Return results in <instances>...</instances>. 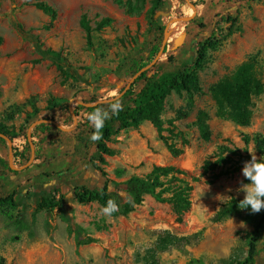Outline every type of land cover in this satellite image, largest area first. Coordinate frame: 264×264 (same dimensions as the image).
I'll list each match as a JSON object with an SVG mask.
<instances>
[{"label":"rangeland","instance_id":"1","mask_svg":"<svg viewBox=\"0 0 264 264\" xmlns=\"http://www.w3.org/2000/svg\"><path fill=\"white\" fill-rule=\"evenodd\" d=\"M41 1L56 11L53 22L31 0H0V122L18 133L27 121L33 123L54 114L63 129L54 140H72L73 130L65 131L73 128L67 123V116L47 112L45 108L61 100L75 103L115 96L124 86V77L118 70L122 59L151 38L148 29L152 8L164 27L162 38L168 32L166 54L159 59L162 70L193 62L198 44L213 36L222 39L227 28L224 19L236 16L242 31L208 53L206 66L199 73L202 91L194 97L192 109L187 108L185 94H172L166 100L162 119L166 128L174 126L175 134L182 132L186 136L188 145L183 154L173 158L148 123L138 130L122 131L113 138L109 146L117 154L107 159L104 170L111 180L121 183L131 176L147 174L153 166L175 165L199 176L204 166L215 163L218 156H230L236 162L235 154L244 155L247 151L259 158L254 140L264 139V94L253 98L251 122L243 128L217 117L210 89L231 76L249 57L255 59L264 82V47L256 41V35L264 33V1L163 0L166 4L163 11H158L156 0H120L122 5L114 0ZM189 4L196 9L194 22L176 21L191 16ZM164 11L166 15L160 14ZM83 15L92 29L104 18L112 22L100 31H93L88 43L80 27ZM29 35L36 36L43 48L60 52L79 69L85 83L65 81L49 61L41 60ZM198 111H204L209 117L211 138L208 142L200 138L195 126ZM78 113L79 118L84 116L83 112ZM169 122L173 125H168ZM43 133L44 130H39L36 139ZM23 142L21 136L14 141V146L20 147ZM6 151L7 146L0 143V155ZM67 163L76 164L77 171L66 181L75 179L91 189L101 187L103 179L91 164L85 165L66 155L62 165ZM233 167L224 161L212 173L217 175L222 171L227 175L213 180L211 173L201 177L194 184L191 208L181 218L173 213L170 205L156 203L149 197L128 217L116 218L102 215L95 203L80 205L70 201L69 219L76 228L71 235L67 232L68 224L55 213L37 211L38 196L34 195V187L20 185L18 191L28 190L19 196L17 207L0 211V261L3 264H146L147 252L160 236L169 232L188 241L155 254L147 264H239L247 257L254 227L241 217L215 222L217 211L230 198L244 197L242 185L247 183L241 173L243 165L236 172ZM50 169L45 168L48 173ZM30 170L20 171V176L28 175ZM116 172L122 175L117 177ZM32 180L36 181L34 177ZM49 183L53 184L52 180ZM47 188L50 193L61 190L71 199V193L62 183ZM4 194L1 188L0 196ZM76 233L96 242L77 246ZM263 242L264 233L258 244L260 254L256 264H264Z\"/></svg>","mask_w":264,"mask_h":264},{"label":"trees","instance_id":"2","mask_svg":"<svg viewBox=\"0 0 264 264\" xmlns=\"http://www.w3.org/2000/svg\"><path fill=\"white\" fill-rule=\"evenodd\" d=\"M34 6L50 17L51 22L56 19V11L48 4L41 0H31ZM118 5H122L120 0H114ZM264 1V0H262ZM155 5L158 11H163L165 2L163 0H156ZM150 21L148 33L150 39L143 41L136 46L134 51L126 55L118 66V70L124 77V86L120 88L117 94L106 100L115 98L125 88L128 81L133 78L141 69L149 66L156 55L158 54L162 45V35L164 27L160 24V19L155 13V9L150 10ZM160 14H166L161 12ZM238 17L227 16L224 23L227 25L226 34L222 39L215 36L209 37L202 43L198 44L195 59L191 63H182L170 69L162 70L163 63L159 60L154 66L144 71L132 83L129 90L120 98L123 104V111L111 119L105 121L103 129V139L93 142L90 136L93 128L90 125L87 117L88 114L97 108L108 109L110 103L99 104L92 108L69 103L66 100H61L59 103H50L45 108L47 112L64 114L67 116V123L69 122L73 127V146L65 152V155L83 161L85 165L91 164L92 168L99 173L103 179L102 185L98 189H91L86 185L79 184L75 179L67 180L73 173L77 171L76 164L67 163L66 165L52 163L49 159H55L54 154H50L49 150H57L60 146V141L54 140V137L62 133V130L51 124L38 125L31 135V144L34 146L35 155L34 161L29 168L22 171H28L32 165L40 161L33 171H36L34 177L26 179L25 182L31 187H34V195L38 196L37 211H46L49 213H56L61 221L68 224L67 232L69 235L75 233V225L70 223L68 204L70 201L83 204H97L100 208L106 205L109 199L115 200L119 206V211L113 213L110 217H128L135 211L138 206H141L146 197L153 199L156 203L167 204L172 208L173 213L181 218L191 208V195L194 189V184L199 182L201 177L211 173V179H216L219 176L227 175V172H220L214 174L218 165L221 162L232 164L233 171H238L239 167L244 162L249 161L251 156L246 152L244 155L240 153L235 154L237 161L232 162V158H222L218 156L215 163L208 162L203 168V173L196 176L193 172L175 165L153 166L152 169L143 176H131L121 183H117L108 177L104 170L107 165V157L116 156L117 152L109 146L113 138L122 131L138 130L143 123L147 122L156 130L158 138L163 142L173 158L180 157L184 152V147L188 145L186 136L182 132L175 134V127L169 122L168 125L172 129L165 127V122L162 115L165 109V103L169 96L176 94L178 96L185 94L187 97V108L192 109L194 105V97L199 95L202 91L200 85L199 73H201L206 66V59L210 51L216 50L219 45L230 38L235 33L242 31L238 22ZM112 22L110 18H104L96 24L95 29H92L86 16L83 15L80 20V27L86 34L87 42H90L91 33L93 31H100L109 26ZM194 19L188 23H193ZM18 29L23 32L20 26ZM36 51L39 53L41 60L49 61L58 71L59 75L66 81L71 80L75 83L84 84V77L80 74L79 69L69 63V61L60 53L52 49L43 48L36 36L29 35ZM2 38L0 37V45ZM166 54V47L163 50V55ZM168 61H172L168 58ZM264 94V82L262 74L257 70L256 62L253 57H249L245 62L241 63L235 72L226 77L210 89V97L216 106V115L220 119L231 122L238 127H248L252 118V100L255 97ZM103 100V99H100ZM98 100L81 101L84 103H94ZM71 107L74 109L71 114ZM36 114L37 110L34 111ZM83 112L84 116L79 118V113ZM74 117L77 118V124L74 125ZM52 120L56 123L60 121L55 119L54 114L49 118H40L39 120ZM209 117L204 111H198L195 121V126L198 130L200 138L208 142L211 138V130L208 124ZM34 122V121H33ZM32 122H26L25 127L21 128L17 133L13 127L7 126L4 122H0V134L9 138L13 144V163L16 165H24L28 162L31 156L30 142L27 138V130ZM27 126V127H26ZM39 130H44V133L37 136L40 138L35 141ZM84 130L85 134H79ZM168 133V136H164ZM24 138L22 146L19 148L14 146V141L21 137ZM172 137L176 138L173 139ZM256 152L260 158H264V139L256 138L255 140ZM0 143L6 145L3 138L0 137ZM247 146L249 141L244 140ZM93 151L91 152V150ZM228 151V150H226ZM47 153V154H44ZM233 155V154H230ZM60 165V166H59ZM51 167L48 173L45 168ZM233 172V173H234ZM7 174H12L16 177L21 175V172L13 171L8 163V149L4 155H0V180L6 177ZM117 177H120L121 172H116ZM64 181L62 182V180ZM52 180L53 184L49 181ZM245 182L248 181L245 179ZM62 183L71 193V199L68 194H64L61 190L55 189L54 193L47 191V187L53 188L57 184ZM40 185V186H39ZM39 186V188H36ZM4 195L0 196V211L8 208H16L18 205L19 196L23 191H18L19 185L16 188L6 190L4 186L0 185ZM28 190V189H27ZM25 190V191H27ZM24 191V193H25ZM242 198H230L224 205L220 207L215 215V222H221L230 217H241L245 222L251 224L254 230L248 241L247 257L239 264H256L260 250L258 244L261 236L264 233V209L258 213H252L250 209H240L239 203ZM131 201V202H129ZM245 213V215H243ZM188 239L184 237L175 236L169 232H165L160 236L154 247L149 250L144 257V262L149 263V258H154L155 254L165 252L171 247H177ZM96 240L90 237H81L78 233L75 234V243L77 246H84L95 243ZM264 246V242H263ZM0 264H3L0 261Z\"/></svg>","mask_w":264,"mask_h":264},{"label":"clouds","instance_id":"3","mask_svg":"<svg viewBox=\"0 0 264 264\" xmlns=\"http://www.w3.org/2000/svg\"><path fill=\"white\" fill-rule=\"evenodd\" d=\"M114 95L116 94L114 93ZM121 111H123L121 100L114 99L110 102L108 109L97 108L89 113L87 119L93 128L90 136L91 141L102 140L105 121L118 115ZM241 173L248 183L242 185L244 198L240 201L239 208H248L252 213H258L264 209V158L257 160L256 156L252 155L249 161L244 162ZM100 211L102 215L110 217L119 211V206L115 200L109 199Z\"/></svg>","mask_w":264,"mask_h":264},{"label":"water","instance_id":"4","mask_svg":"<svg viewBox=\"0 0 264 264\" xmlns=\"http://www.w3.org/2000/svg\"><path fill=\"white\" fill-rule=\"evenodd\" d=\"M189 6H190V8L192 10L191 16L178 18V19H176V21H179V22H190L191 20L194 19V17L196 16V9H195V7L192 4H189ZM164 15H166V14H164ZM167 36H168V32H165L164 38H163V41H162V45L160 47V50H159L158 54L154 58L153 62L149 66L141 69L133 78H131L128 81V83L126 84V86L123 89V91L118 96H116L115 98L109 99V100H99V101H96L94 103H84V102H80V101H75V103L78 104V105L84 106L86 108H92V107H95V106H97L99 104L110 103L114 99H120L124 95V93L129 90L130 86L136 80L137 77H139L144 71H146L147 69L151 68L152 66H154L159 61L160 57L163 54V50L165 48V44L167 42ZM71 114H73V113L71 112ZM41 124H51V125H54L56 127H59L58 124L56 122L52 121V120L42 119V120L34 121L27 129V138H28L29 142L31 140L32 131L38 125H41ZM76 124H77V119L74 117V126ZM59 128L62 129L61 127H59ZM71 130L72 129L65 130V131H71ZM0 137L3 138L5 140V142H6V144H7L8 163H9L10 169L13 170V171L20 172V171H24L27 168H29L31 166V164L33 163V161H34V155H35V149H34V146L31 144V142H30V148H31L30 159L28 160V162L26 164L16 167V166L13 165V146H12L11 140L9 138H7L6 136L1 135V134H0Z\"/></svg>","mask_w":264,"mask_h":264},{"label":"crops","instance_id":"5","mask_svg":"<svg viewBox=\"0 0 264 264\" xmlns=\"http://www.w3.org/2000/svg\"><path fill=\"white\" fill-rule=\"evenodd\" d=\"M264 33L262 34V33H258L257 35H256V41H260V45H262L263 47H264ZM145 124H148L147 122H145V123H143L142 125H145ZM57 128H59V127H57ZM60 129V128H59ZM61 130H63V129H61ZM66 134V133H65ZM68 134H70V133H68ZM41 137V136H40ZM40 138H38V139H35V141L37 142L38 140H39ZM69 143V144H68ZM73 146V140H71V139H68V140H63V141H61V143H60V146L58 147V149L56 150H52V149H50L49 150V153L50 154H54V158L56 159L57 158V160L56 161H54V163L55 164H62V162H63V160H64V157L66 156L65 155V152H67L71 147ZM19 148V147H18ZM44 154H47V153H44ZM108 158H112V157H107L106 158V160L108 159ZM50 161H52V160H54L53 159V157H52V159H49ZM43 161V158L40 160V161H37V162H35L33 165H32V167L33 168H35L36 167V165H38V164H40L41 162ZM108 161V160H107ZM60 166V165H59ZM32 168V169H33ZM30 170L31 172V174L32 175H30V173L28 174V175H25V176H19V177H16V176H14V175H12V174H7V176L6 177H4V178H2V180H0V185L1 186H4L5 187V190L7 189L6 188V186H7V184H8V189L10 190L12 187L13 188H16V186H20V185H28V183L27 182H25V180L26 179H29L30 177H35L36 176V171L34 172L33 170ZM22 172V171H21ZM64 181V179L62 180V182ZM83 185V184H82ZM27 189V188H26ZM26 189H22V191L24 192ZM55 213V212H54ZM56 214V213H55Z\"/></svg>","mask_w":264,"mask_h":264},{"label":"bare ground","instance_id":"6","mask_svg":"<svg viewBox=\"0 0 264 264\" xmlns=\"http://www.w3.org/2000/svg\"><path fill=\"white\" fill-rule=\"evenodd\" d=\"M173 23H176V22H175V21H173ZM173 23H172V24H173Z\"/></svg>","mask_w":264,"mask_h":264}]
</instances>
